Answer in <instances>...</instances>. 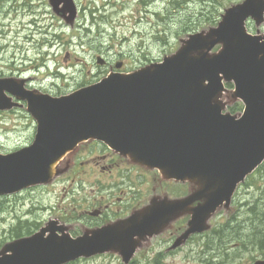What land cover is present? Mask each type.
Wrapping results in <instances>:
<instances>
[{
	"label": "water",
	"instance_id": "water-1",
	"mask_svg": "<svg viewBox=\"0 0 264 264\" xmlns=\"http://www.w3.org/2000/svg\"><path fill=\"white\" fill-rule=\"evenodd\" d=\"M263 14L264 4L245 0L227 8L217 26L182 39L163 61L113 72L69 94L53 96L23 88L24 80H0V109L17 105L8 91L28 101L38 123L31 145L0 154V195L52 182L67 170L70 153L88 140L157 168L166 179L196 186L186 198L153 200L77 238L52 221L5 244L0 264H66L108 251L129 262L147 237L188 210L194 216L184 237L209 229V219L264 161V43L245 25L249 16L261 22ZM225 98L243 101L244 113H223ZM195 200L199 206L188 209Z\"/></svg>",
	"mask_w": 264,
	"mask_h": 264
},
{
	"label": "rangeland",
	"instance_id": "rangeland-1",
	"mask_svg": "<svg viewBox=\"0 0 264 264\" xmlns=\"http://www.w3.org/2000/svg\"><path fill=\"white\" fill-rule=\"evenodd\" d=\"M238 1L94 0L98 15L107 19L99 25L89 21L90 25L86 26L92 31L89 36L82 28L62 27L52 17L46 20L50 14H44L42 8L35 6L32 12L20 8L18 1L17 9H0V71L23 70L27 76L34 77L31 82L40 90L57 96L66 94L108 75L109 70L102 68L97 55L114 60V65L117 60H123L127 69L141 62L159 60L179 48L180 37L215 26L224 9ZM98 32L104 36H96ZM35 132L36 122L26 112L15 110L0 114V152H10L31 143ZM131 173L133 180H141L138 172ZM81 179L85 184L73 186L71 194L75 198L70 201L62 196V187L67 182H62L61 178L45 187L30 188L22 195L0 197V246L13 240L19 231L31 234L27 232L38 230L50 218H72L75 214L66 215V210L72 211L80 198L84 204L86 196L93 195L92 186L99 179L111 178L101 169L86 166ZM183 191L187 193V186H183ZM239 196L248 206L255 205L259 217L264 218V169L249 178ZM251 216L244 219L245 214L241 219L253 222ZM145 255L146 250L142 248L130 264H145ZM182 256L185 262L178 264H206L202 263V255L183 251ZM71 264L124 263L118 254L108 253Z\"/></svg>",
	"mask_w": 264,
	"mask_h": 264
},
{
	"label": "flooded vegetation",
	"instance_id": "flooded-vegetation-1",
	"mask_svg": "<svg viewBox=\"0 0 264 264\" xmlns=\"http://www.w3.org/2000/svg\"><path fill=\"white\" fill-rule=\"evenodd\" d=\"M18 1L21 2L20 8H27L31 12L35 6L42 8L44 14H50L46 20L52 17L62 27L82 28L86 36L92 33L91 29L86 27L87 25L89 26L90 23L99 25L101 21L107 19L98 15L94 0H0V9L5 10L8 7L17 9ZM241 1L243 0L239 2ZM258 2L261 5L264 4V0H258ZM44 14L42 17L45 16ZM259 21L261 22L249 17L246 20V27L251 35L257 36L264 43V16ZM98 35L104 36L101 32L96 34V36ZM99 56L103 58L100 60L102 61V68L109 70V72L113 70L131 72L147 64L141 62L135 67L127 69L123 60H117L114 65V60L112 61L103 55H97L96 59ZM20 78L26 79L23 88H37L31 82L34 77L27 76L23 70L0 71V80L5 79L6 82L3 83L5 85L8 80L20 83ZM7 96L12 98L11 102L20 101L22 104V106L13 108L11 111L20 110L28 114L26 100H17V97L8 91ZM7 112L10 110L0 111V114ZM72 162L73 160H70V163ZM70 163H67V167L70 166ZM92 165L95 169H101V172L111 179L108 181L99 179V182L92 186L93 195L86 196L84 204L81 203L83 198H80L79 203L72 207V211L66 210V215L75 214V216L68 219L57 217L59 225L67 226L73 236L125 218L133 211L150 204L155 198H180L185 195L184 183L163 180L156 170H149L136 165L112 151L106 144L93 141L80 146L79 151L75 154L73 166L66 174L57 178H61L62 182H67L62 187L64 200L70 201L75 198L71 194L73 186L85 184V180L81 179L84 169L86 166L93 167ZM132 171L138 172L141 180L138 182L133 180ZM241 198L239 195L234 197L229 206V212L219 213L213 220V227L210 230L203 233H192L186 238L184 233L192 215L190 212L178 214L162 231L160 230L161 232L145 240V264L185 262L182 256L183 251L198 254V256L202 255L204 257L202 263L206 264H264V218L259 217L260 213L255 205L248 206V203H244ZM197 205L199 206V201L190 204L188 209H193ZM244 207L248 208V211H242ZM248 213H253V215H248ZM245 214L247 217H243L244 219L251 216L254 221L242 220L241 216Z\"/></svg>",
	"mask_w": 264,
	"mask_h": 264
},
{
	"label": "trees",
	"instance_id": "trees-1",
	"mask_svg": "<svg viewBox=\"0 0 264 264\" xmlns=\"http://www.w3.org/2000/svg\"><path fill=\"white\" fill-rule=\"evenodd\" d=\"M234 108H235V107H232L231 109H232V110H235ZM33 230H34V229H33ZM33 230H31V231H29V232H27V233H31V232H33ZM24 234H25V233L20 234V231H19V233H17L15 237H19V236H22V235H24Z\"/></svg>",
	"mask_w": 264,
	"mask_h": 264
}]
</instances>
